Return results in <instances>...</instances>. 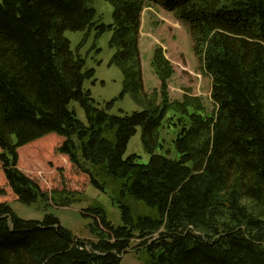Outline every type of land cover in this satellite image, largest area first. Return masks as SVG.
I'll return each instance as SVG.
<instances>
[{
  "label": "trees",
  "instance_id": "trees-1",
  "mask_svg": "<svg viewBox=\"0 0 264 264\" xmlns=\"http://www.w3.org/2000/svg\"><path fill=\"white\" fill-rule=\"evenodd\" d=\"M108 1L109 25L98 22L95 0H0V264H122L134 240L147 264H264V215L249 207L264 205V0ZM147 3L188 26L212 79L211 114L199 98L171 103L173 70L161 48L151 61L161 96L144 93L138 45ZM93 31L113 33L119 98L135 85L142 111L112 115L115 101L102 109L85 90L96 71L65 33ZM164 128H179L178 159L158 153ZM139 129L147 164L126 157ZM47 164L49 173L37 167ZM109 181L123 224L90 208L98 236L90 245L53 215L26 221L9 205H69L88 185L105 192ZM128 199L152 215L135 217Z\"/></svg>",
  "mask_w": 264,
  "mask_h": 264
},
{
  "label": "rangeland",
  "instance_id": "rangeland-1",
  "mask_svg": "<svg viewBox=\"0 0 264 264\" xmlns=\"http://www.w3.org/2000/svg\"><path fill=\"white\" fill-rule=\"evenodd\" d=\"M92 6L97 11L99 23L102 22L106 25L113 23L114 8L108 0H95ZM112 35V32H107L98 37L96 31L89 34L87 32L65 33V37L71 41L72 50H78V53L86 59L87 68L96 71L94 79L85 82V90L91 92L92 98L102 109H106L108 103L115 101L109 110L110 114L115 116L131 115L134 112L142 111V106L136 103L133 96L138 92V88L134 85L129 94L123 99L119 98L123 90L124 76L118 67L111 65L115 53V49L110 46ZM138 47L143 90L147 96H152L155 91L159 98L161 96V81L155 74L151 63L155 50L161 48L173 70L172 77L168 80V96L171 103L183 102L186 97L199 98L208 114L215 110L211 99L212 79L194 52V44L188 26L176 15L166 11L161 5L147 3L142 13ZM98 48L102 50L101 54H96ZM71 108L76 111L77 117L86 124V115L81 106L78 103H73ZM177 119L178 117L174 119V122ZM169 124L168 121L165 123L166 126ZM178 132L179 128L161 130L164 150H159L158 153L163 154L170 150L169 154L173 159L179 158L172 146ZM131 155L139 156L141 164H147L149 161L150 156L142 144L141 129L128 145L126 157ZM37 167L41 170L47 169V173L52 171L48 164L44 168L42 165ZM53 171H57V169ZM98 181H101L102 184V179H98ZM81 196L69 205L59 206L51 203L46 205L41 201L32 205L12 201L9 205L18 218L26 221H44L46 216L53 215L60 221L63 228L71 231L75 237L84 240L88 245L98 240V236L92 228L93 219L85 215L90 208H103L108 220L116 227L123 224L121 211L117 204L119 192L115 183L109 181V188L105 192L94 185H88L85 193ZM127 204L132 208L135 217L152 215V211L142 203L128 199ZM249 207L252 212L264 215V205H250ZM139 244L140 241H133V249L122 256V264H147L149 256L145 252V248H137Z\"/></svg>",
  "mask_w": 264,
  "mask_h": 264
}]
</instances>
